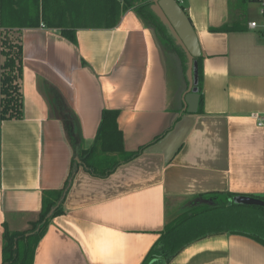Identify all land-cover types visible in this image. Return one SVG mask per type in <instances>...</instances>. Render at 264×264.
Here are the masks:
<instances>
[{
    "label": "crops",
    "instance_id": "obj_1",
    "mask_svg": "<svg viewBox=\"0 0 264 264\" xmlns=\"http://www.w3.org/2000/svg\"><path fill=\"white\" fill-rule=\"evenodd\" d=\"M51 4L76 42L43 22L22 31L24 116L0 115V264L5 228L30 229L44 191L65 187L77 153L93 146L104 110L119 112L127 152L147 148L106 178L79 168L34 264H143L167 223L208 205L203 197L264 199V126L254 116L264 119V30L250 27L263 24L258 14L240 0H183L203 75V112L190 114L188 60L165 49L135 11L107 28L93 0ZM1 64L0 53V79ZM169 264H264V244L209 236Z\"/></svg>",
    "mask_w": 264,
    "mask_h": 264
},
{
    "label": "trees",
    "instance_id": "obj_2",
    "mask_svg": "<svg viewBox=\"0 0 264 264\" xmlns=\"http://www.w3.org/2000/svg\"><path fill=\"white\" fill-rule=\"evenodd\" d=\"M98 12L105 18L107 28L115 27L121 15L130 10L155 29L165 49L175 53L186 65L184 51L151 9L150 0H93ZM178 1V0H177ZM256 2L255 0H250ZM52 0H0V53L2 56L0 79V115L2 121L22 120L24 116L23 75L24 57L22 31L38 27L41 22L48 28H58L70 42H76L75 27L57 22L60 9L52 7ZM184 9V8H183ZM97 12V14H98ZM221 28L218 31H231ZM198 63L200 102L198 113L203 112L202 63ZM66 130L72 143L80 137L73 133L76 119L69 110ZM118 111L104 110L97 137L88 150L77 153L79 162L73 168L60 190L44 191L42 208L36 221L27 231L13 232L7 227L3 234L2 264H34L37 247L50 223L65 213V200L69 187L80 167L102 178L113 174L119 166L138 157L147 148L129 153L124 149L123 136L118 128ZM71 126V129H70ZM238 195L232 193L203 197L208 205L201 204L182 213L165 226L156 244L143 264H169L186 247L209 236L225 233L242 234L264 244V207L239 206L234 203ZM264 201L262 197H255Z\"/></svg>",
    "mask_w": 264,
    "mask_h": 264
},
{
    "label": "water",
    "instance_id": "obj_3",
    "mask_svg": "<svg viewBox=\"0 0 264 264\" xmlns=\"http://www.w3.org/2000/svg\"><path fill=\"white\" fill-rule=\"evenodd\" d=\"M122 1V0H118ZM151 9L160 22L167 28L180 46L188 60L187 77L189 89L185 94V107L188 113L196 114L199 109V76L197 58L200 57V47L193 25L177 0H150ZM234 203L246 207H264V201L255 197L237 196Z\"/></svg>",
    "mask_w": 264,
    "mask_h": 264
},
{
    "label": "rangeland",
    "instance_id": "obj_4",
    "mask_svg": "<svg viewBox=\"0 0 264 264\" xmlns=\"http://www.w3.org/2000/svg\"><path fill=\"white\" fill-rule=\"evenodd\" d=\"M244 7V10L247 9V12H250V9L254 11L255 14H258V20L264 24V16L261 15L262 4L260 2H251L250 0H240Z\"/></svg>",
    "mask_w": 264,
    "mask_h": 264
},
{
    "label": "built area",
    "instance_id": "obj_5",
    "mask_svg": "<svg viewBox=\"0 0 264 264\" xmlns=\"http://www.w3.org/2000/svg\"><path fill=\"white\" fill-rule=\"evenodd\" d=\"M256 2H260L261 4H262V10H261V15H263L264 16V0H255ZM178 3L180 4V5H182V3H183V0H178ZM250 27L251 28H262L263 30H264V24H261V25H258V23H256V22H252V23H250ZM255 116V118H257V120L259 121V123H258V125L260 126V127H263L264 126V119L263 118H261V117H258V116H256V115H254Z\"/></svg>",
    "mask_w": 264,
    "mask_h": 264
}]
</instances>
